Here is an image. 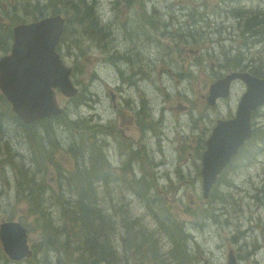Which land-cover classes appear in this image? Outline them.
Returning a JSON list of instances; mask_svg holds the SVG:
<instances>
[{
  "label": "rangeland",
  "instance_id": "374dc122",
  "mask_svg": "<svg viewBox=\"0 0 264 264\" xmlns=\"http://www.w3.org/2000/svg\"><path fill=\"white\" fill-rule=\"evenodd\" d=\"M206 1H208L206 8L212 11L215 8L213 7L215 0ZM47 2L48 0H40V5ZM51 2L55 6H62L61 2H67L70 3V8L73 7L76 10L68 11V6L62 9V13L68 18V27L61 51L69 64L74 66L75 76L80 78V80L74 81V86L78 88L79 85L82 90L80 97L86 98L87 103L96 108L97 112H102L103 119L107 115L106 125L110 127L111 134L107 142L109 157L115 160L120 155L124 160L130 161L127 172L130 184H127L126 175L118 177L111 175V180L116 182L114 187L107 186L112 196L96 193L98 202L110 203L115 212L120 213L124 220H130L131 216L134 219L138 218L139 220H136L147 233H152L153 236L170 237L179 244L182 240L179 235L180 220L186 219V213H191L192 209L195 212H202V206L206 204L203 203L200 174L201 154L205 149V140L217 119L231 117L244 90L239 88L235 90L234 86H231L228 97L219 98L214 105H210L206 100L208 86L204 89L199 87V85L201 87L204 85L205 73L203 70L195 69L196 76L201 82L196 84L194 82V86L191 87L189 82L186 85L182 83L177 68L185 71L189 67H199L200 54L203 50L209 49L213 54L221 49V45H224L225 35L218 32L215 27L221 25L225 19L220 16H203L202 13L193 9L194 0H171L169 5L161 2L159 13L169 21H163L161 27H159V16L154 13L153 22L151 25H146L147 32L144 33L141 31L142 16L132 13L129 18L125 17L121 21L123 29L120 31L118 27L120 22L117 21V24L115 23L113 26V22L107 14V4L104 0H51ZM0 3L7 4L6 10H2L0 4V15L6 17V24L0 23V28L3 26L11 28L17 23L26 22L25 19H30L38 13V7L35 6L36 0H0ZM170 8L171 18L167 15ZM263 13L264 11L258 14L256 20L248 21L245 24H238L233 14L237 27L233 30L231 37L252 41L257 37L260 27L264 24ZM260 19H262V24H258ZM193 25H196L195 29L192 28ZM226 26V23L222 24V28ZM143 30H146L145 26ZM176 31H179L178 34ZM192 37L196 38L195 43L188 42L186 39L190 40L189 38ZM182 39L184 42H179ZM258 42H263L261 44L264 45V36ZM83 43H93L101 46L102 49H107L109 59L115 61L122 58L119 52L127 51V55L119 60V63L126 68L124 73H120L117 69L112 70L111 63L102 59L101 56H95L87 67L90 62L88 54L93 52L80 49ZM5 49L0 46V55L4 53ZM202 54L203 58L204 55L209 58L206 52ZM251 55V58L241 59L239 56L233 58L235 53H230L225 66L218 67L217 71H223L231 65L242 63H249L256 72L263 71L264 51L259 50L255 53L252 49ZM133 58L141 61L139 65L131 61ZM157 65H164L166 68L172 65L174 70L165 73ZM133 68L137 71H134ZM154 71L160 76L158 85L153 83L139 85L137 82L139 78L149 74L153 76ZM108 79L122 80L127 87L131 88L139 103H142L147 109L157 112L154 119L150 118L151 114L148 115L149 125L140 118L137 112L131 113L126 109L125 99L119 95L120 91L114 86L116 83L109 86L105 82ZM185 96L193 98L189 106H186L185 101H182L185 100ZM64 98L65 101L62 104H67L70 112L66 118H51L46 128L48 131L46 136L52 141L51 146L47 147L42 135L38 139L43 155L46 156L47 150H49L52 160L57 164L52 167L43 166L44 172L36 176L41 183L39 186L34 184L36 178L35 175L33 176L32 169L27 168L24 172L22 182L24 187L26 186V201L28 203L26 209H24L23 203H19L18 191L21 189V185L14 184L15 163L13 160L8 163L3 174L6 171L11 174L10 181L14 185V194L6 184V177L0 176L1 215L13 214L12 220L20 221L24 225L26 222H33L32 225L27 224L28 227L45 218L53 220L55 226H62V217L68 201L71 208L82 196H84V201L90 200V194H84L87 189V177L89 176L88 180H91L95 176L104 174V172L97 174V169L81 170L78 168L76 175L69 173L73 177L66 179L62 187L58 185L59 181H63L60 173L62 161L69 163L68 157H71L75 163H79L78 155H80L83 156L82 164L86 165L85 161L89 164L93 155L102 158L104 166H107V161L102 153V150L105 151L106 148L102 141L103 135L99 133L101 130L98 127H92L96 124L92 116L83 117V114L90 111L86 110L78 101L69 100L70 97L66 96ZM2 106L3 103L0 99V108ZM104 112H113L116 117L110 113H105V115ZM161 113L164 114L162 122L159 121ZM206 113L211 114L207 115ZM1 116L0 111V118ZM6 120L0 119V125H4V130L0 133L4 137L9 136L11 140L9 150L11 156H14L15 131L12 132L9 122L13 123L15 127L19 123ZM97 122L99 121L97 120ZM263 127L264 120L259 119V122L255 123V128ZM59 128L63 136L58 134ZM38 129V127H33L32 130ZM19 135L21 138L22 136L27 137L25 141L26 155L36 157V148L31 142L30 131H24ZM5 141L6 139L0 135V148ZM99 141L102 144H99ZM142 145L152 154L150 157L153 161L149 162L139 155H132ZM252 148L253 146L249 145L245 151L248 153V150H252ZM77 151L81 152L77 153ZM242 152L233 158V161L213 186L214 191L211 196L215 197L218 193H222L232 202L227 207L229 215L226 221L203 227L199 223H195L191 227L194 235L198 236L200 243L204 245L206 258L205 261L196 264H226L229 250L233 252L236 264H264V246H261L262 242L264 244V166L258 172L259 165L255 162L249 163L248 169L245 167L242 171L247 181L241 182L240 186L236 185L230 192L227 191V187L231 185L230 180L234 177L232 173L239 166L238 162ZM262 155L264 156V151ZM153 162L157 163L155 166L158 164L161 166L155 168ZM35 164L36 167H39L41 161L36 159ZM115 164L116 162H113V165ZM81 171H86V173H80ZM106 171L108 172V169ZM80 174H83L82 177ZM237 176L236 180L242 179L240 174ZM237 186L242 190H237ZM79 187L82 188V191L79 190ZM75 194L78 195V198H75ZM124 194L125 197H123ZM129 197H132L134 201H140L145 208L140 207L138 203L131 205ZM114 198L118 200L114 201ZM117 201L121 207L115 206ZM96 206L99 208L98 204ZM144 211V215L139 216ZM33 213L37 214L32 216ZM230 219L236 221L239 219V221L232 220V224H229ZM254 221L257 222L254 223ZM174 228L178 230L172 232ZM238 232L244 233L239 245L243 246L248 243L252 249L256 248L251 261L239 260L238 262L236 249L230 237ZM26 233L27 243L32 249V246H37L39 243L38 233ZM253 238L257 242L253 241ZM97 241L101 243L100 238ZM169 247L170 243L164 248L168 249ZM190 247L191 243L188 249H191ZM208 251L214 253L215 257L211 256ZM245 253L241 254L245 255ZM70 262L69 255L57 256L52 252H44L36 253L28 261L24 259L15 264H70ZM120 264L123 263L120 262Z\"/></svg>",
  "mask_w": 264,
  "mask_h": 264
},
{
  "label": "trees",
  "instance_id": "16d2710c",
  "mask_svg": "<svg viewBox=\"0 0 264 264\" xmlns=\"http://www.w3.org/2000/svg\"><path fill=\"white\" fill-rule=\"evenodd\" d=\"M116 1L120 13L131 11L132 7L137 8L140 2V0ZM67 6L68 11H76L73 7L70 8V3ZM249 6L255 7L256 2L254 1L252 5L247 2V7ZM80 94L82 92H79ZM78 96L75 98H78ZM63 111L64 114L42 118L31 124H24L17 121L23 125L25 131H30L31 142L34 143L36 148V157L25 154L26 156L16 163V167L22 171V176L27 168H29L33 170V176L35 175L38 181L36 176L44 172V165L52 167V165L57 164L52 160L49 150H47L46 156L43 155V150H41L38 139L42 135L47 147L51 146L52 141L46 136L48 133L46 128L51 118L58 117V119H61L62 117H67L70 112L67 104L63 106ZM256 119L264 120V105L252 113L251 123H256ZM33 127H38L39 129L34 131L32 130ZM99 129L104 132L107 131L104 127H100ZM58 134L63 136L60 128L58 129ZM260 141H264V132H259L258 129L254 128L249 144L253 146L252 151L255 153L259 151L257 145L260 144ZM245 150L244 148L242 149L244 152V154L242 152V155H247V151ZM80 152L77 151V153ZM139 153L145 158L144 148L139 150ZM78 157L79 163H75V160L71 157H68L69 163L61 162L60 173L62 174L63 181H59L58 185L63 187V182L73 177L69 173L76 175L78 168L81 170L97 169V174L100 172H104V174L95 176L91 180H88L89 176L87 177V189L84 194L89 193L91 196L90 200L84 201V196H82L71 208L68 201L62 217V226H55L53 220L45 218L29 227L30 232H37L39 236L38 245L32 246V252L34 254L52 252L57 256L69 255L71 258L70 264H120V262L123 264H196L205 261L206 258L203 252L188 249L190 240L185 233L186 229L183 228V221L180 220L181 227L179 228V235L182 238L181 242L178 244L175 240L168 237L172 247L168 251L163 252L162 247L168 244L166 239L164 237L162 238L163 235L153 236L152 233H147L136 220L138 218L134 219L131 216L130 220H124L120 213L115 212V209L110 203L98 202L96 193L111 195L107 186L114 187L116 182L115 180H111V174H107V166H104L102 158H97L92 155L90 163L88 164L85 161L86 165H83V156L78 155ZM36 159L41 161L39 167H36ZM116 172L118 173L120 171ZM80 173H86V171H81ZM126 181L127 184H130L128 176L126 177ZM21 187L25 188L26 186L24 187L22 183ZM125 189L127 190V188ZM79 190L82 191V188L79 187ZM75 198H78L77 194H75ZM116 200L118 199L114 198V201ZM137 203L143 209L145 208L140 201H135L131 205ZM97 204L99 208L96 206ZM115 206L121 207V204L117 201L115 202ZM144 213L145 211L139 216L144 215ZM26 224L32 225L33 222H26ZM176 230L178 229L174 228L172 232ZM98 238L101 239V243L97 241ZM160 240L162 246L159 243ZM124 256L126 257L125 259Z\"/></svg>",
  "mask_w": 264,
  "mask_h": 264
},
{
  "label": "water",
  "instance_id": "95a60500",
  "mask_svg": "<svg viewBox=\"0 0 264 264\" xmlns=\"http://www.w3.org/2000/svg\"><path fill=\"white\" fill-rule=\"evenodd\" d=\"M63 22V18L56 15L18 24L13 29L14 42L10 55L0 59V89L16 117L25 123L61 113L56 102V88L65 96L76 92L69 79L70 69L64 66L55 51ZM232 77L242 76L233 73L218 80L210 86L211 93L218 86V95L226 96ZM244 81L247 88L234 116L217 120L205 141L200 169L204 197H207L218 174L250 136L251 112L264 103V79L249 78ZM3 225L5 232L11 226L10 241L8 238L2 241L6 251L10 249L14 258L30 255L24 227L17 222ZM228 264H236L231 254Z\"/></svg>",
  "mask_w": 264,
  "mask_h": 264
},
{
  "label": "flooded vegetation",
  "instance_id": "af4514ba",
  "mask_svg": "<svg viewBox=\"0 0 264 264\" xmlns=\"http://www.w3.org/2000/svg\"><path fill=\"white\" fill-rule=\"evenodd\" d=\"M151 1L157 3L158 6L162 5L161 2H165L168 5L171 2V0H167V1H165V0H151ZM0 4H1L2 10H6L7 4H5V3H0ZM61 4H62V6H55L52 4L51 0H48V2L46 4L40 5V0H36L35 6L38 7L37 8L38 13L33 15L30 19L37 20V19H40V18L45 17V16L59 15L62 12V9L65 8V6L67 7V5L69 3L61 2ZM22 5L24 6V3ZM16 9H17V7H16ZM260 13L261 12H255V11H251V10H238V11L234 12V17L237 19L238 24H245L248 21L256 20V16ZM10 20H11V16H10ZM0 23L6 24V17L4 15H0ZM22 23H24V22H22ZM258 24H262V19H260ZM15 25H13L11 28L8 26H3L0 28V46L2 48H6L4 53L0 55V58L7 55L10 51L12 41H13V28ZM146 25H149V18L143 19V25L141 27V31H143L144 33L147 32ZM144 26H145L146 30H143ZM166 27H168V25ZM263 29H264V24L260 27V30L257 34V37L252 40L253 42H258L260 40V38L262 36H264V30ZM241 50H243V49H241ZM236 57H238L237 54H235V56H233V58H236ZM131 61L133 63H135L136 65H139V63L141 62L137 59L135 61V58H133ZM147 67H148V65H147ZM148 69H149V67H148ZM247 69H248V67H247ZM1 96L2 95L0 92V97ZM0 119H2V118H0ZM2 120H6V119H2ZM9 123H10L12 132L14 133V131H15V136H14L15 154H14V156H11V153L9 150V148L11 146V140H10L9 136L7 135L4 137L3 134L0 133V135L3 137V139H6L3 146L0 148V176L3 175L6 177V184L8 187L11 184V181H10V175L11 174L7 171L3 174V170L6 169V167L8 166V163L11 162L12 160L14 161V163L16 165L17 162L21 161L25 157V154L27 152V145H25V141H26L27 137L22 136V138H21V136L19 135V133H22L25 131L23 125L21 123H19L18 126L15 127V125L13 123H11V122H9ZM3 130H4V125L2 124V125H0V131L2 132ZM239 189L242 190L240 187L237 186V190H239ZM238 192L240 194H243L240 191H238ZM229 204L230 203L227 200L221 198V196L218 194L215 197H213V196L210 197L209 201H207L205 204V210L207 213H209L211 215H215L218 217V216L224 215L227 212L224 205H226V207H227ZM12 216H13V214L7 213L5 215H1V213H0V224L4 221H12V218H13ZM239 219H238V221H239ZM232 220H234V219H230L229 224H232V222H231ZM234 221L238 222L236 220H234ZM247 231H248V228H247ZM15 263L16 262H15L12 254H10V256L7 257L5 251L3 250L2 243L0 240V264H15Z\"/></svg>",
  "mask_w": 264,
  "mask_h": 264
},
{
  "label": "bare ground",
  "instance_id": "6f19581e",
  "mask_svg": "<svg viewBox=\"0 0 264 264\" xmlns=\"http://www.w3.org/2000/svg\"><path fill=\"white\" fill-rule=\"evenodd\" d=\"M160 3V2H159ZM164 4V3H163ZM168 5V4H167ZM264 14V13H263ZM113 57V56H112ZM136 60V59H135ZM135 86V85H134ZM261 246L263 247L264 246V244H263V242L261 243Z\"/></svg>",
  "mask_w": 264,
  "mask_h": 264
}]
</instances>
